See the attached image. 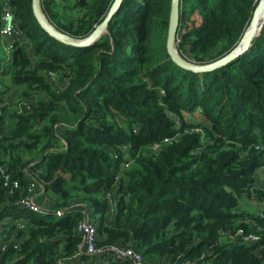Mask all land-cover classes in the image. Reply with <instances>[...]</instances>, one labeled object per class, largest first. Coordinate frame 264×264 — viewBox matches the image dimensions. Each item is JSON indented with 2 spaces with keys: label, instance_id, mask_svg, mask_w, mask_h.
<instances>
[{
  "label": "trees",
  "instance_id": "1",
  "mask_svg": "<svg viewBox=\"0 0 264 264\" xmlns=\"http://www.w3.org/2000/svg\"><path fill=\"white\" fill-rule=\"evenodd\" d=\"M112 1L40 6L55 30L82 40ZM258 1L179 0L177 54L194 65L223 57ZM9 3L22 43L7 53L0 39V79L20 91L0 114V166L20 189L0 181V264H132L110 245L147 264H264V21L244 53L194 74L166 54L169 0H122L85 48L50 38L31 0ZM31 183L50 197L48 214L18 205ZM240 198L255 212H236ZM81 208L101 255L78 250Z\"/></svg>",
  "mask_w": 264,
  "mask_h": 264
},
{
  "label": "built area",
  "instance_id": "2",
  "mask_svg": "<svg viewBox=\"0 0 264 264\" xmlns=\"http://www.w3.org/2000/svg\"><path fill=\"white\" fill-rule=\"evenodd\" d=\"M20 31L16 24L14 11L10 6L9 0H1L0 3V39L2 40V47L7 52L10 53L11 46L15 42L20 41ZM9 40V44L5 45L4 41ZM176 42V40H175ZM4 95L0 94V114L2 113V109L6 108L8 111L13 108L12 101H6L4 103ZM169 139H162L158 145L152 147V150L155 151L160 148V145H165L169 143ZM0 181L3 187L7 188L10 193L13 191L20 189V183L18 181H11L9 175L6 173V170L3 166H0ZM39 189V190H38ZM107 201L109 202V195L105 196ZM18 205L27 211L33 213H41L48 214L51 211L52 202L48 195L41 189L39 184L31 183L28 187L27 195H24L18 201ZM73 207V206H71ZM75 207V206H74ZM80 214V218L76 224L75 230L79 235V244L78 250L81 253H84L87 256H98L102 254V249L95 245V225L94 221L88 216L86 209H78ZM54 216H62L63 213L61 210H54ZM17 227L23 228V223L21 221H17L15 223ZM246 241L254 242L258 239L256 236L247 235L244 237ZM11 240V239H10ZM4 240H0V254L1 251L5 249ZM264 246V243L263 245ZM110 255L116 258L128 259L132 262V264H147L141 255L140 252L132 249L127 246H119V245H110L107 250ZM101 262L104 263L106 258H100ZM79 264H84L80 262Z\"/></svg>",
  "mask_w": 264,
  "mask_h": 264
},
{
  "label": "water",
  "instance_id": "3",
  "mask_svg": "<svg viewBox=\"0 0 264 264\" xmlns=\"http://www.w3.org/2000/svg\"><path fill=\"white\" fill-rule=\"evenodd\" d=\"M121 1L122 0H113L102 21L86 38L82 40L72 39L55 30L43 15L40 6V0H31V9L33 17L35 18L37 24L50 38L65 46L85 48L92 44L103 32L106 31L107 23L117 11ZM263 11L264 0H260L251 13L248 26L240 41L236 44V46H234V48H232L230 52L209 64L194 65L181 58L175 50V36L179 20V0H169V13L165 38L166 54L169 57L170 61L181 70L188 71L194 74L211 72L231 62L247 50L250 41L253 37L256 36L262 22L264 21ZM260 19L262 20L260 21Z\"/></svg>",
  "mask_w": 264,
  "mask_h": 264
},
{
  "label": "rangeland",
  "instance_id": "4",
  "mask_svg": "<svg viewBox=\"0 0 264 264\" xmlns=\"http://www.w3.org/2000/svg\"><path fill=\"white\" fill-rule=\"evenodd\" d=\"M260 1V0H259ZM258 1V2H259ZM257 2V3H258ZM257 5V4H256ZM255 8V7H254ZM1 85L4 86L5 88V92H4V103L6 101H12L13 103L16 102L17 100V96H19V91L16 89V87H14L12 85V83L9 80V77H3V80L0 83ZM11 111V110H10ZM9 111V112H10ZM189 120L192 119V117H187ZM194 122H199L198 117H195ZM249 201V200H248ZM246 199L244 198H240L238 199V205L235 208L236 212H245V213H252L255 212V207L253 203L248 202Z\"/></svg>",
  "mask_w": 264,
  "mask_h": 264
},
{
  "label": "crops",
  "instance_id": "5",
  "mask_svg": "<svg viewBox=\"0 0 264 264\" xmlns=\"http://www.w3.org/2000/svg\"><path fill=\"white\" fill-rule=\"evenodd\" d=\"M0 83H1V79H0ZM4 90L5 91V88L3 85L0 84V91ZM74 263H75V260H74Z\"/></svg>",
  "mask_w": 264,
  "mask_h": 264
},
{
  "label": "bare ground",
  "instance_id": "6",
  "mask_svg": "<svg viewBox=\"0 0 264 264\" xmlns=\"http://www.w3.org/2000/svg\"><path fill=\"white\" fill-rule=\"evenodd\" d=\"M263 18H264V11H263ZM262 19H260V21H261Z\"/></svg>",
  "mask_w": 264,
  "mask_h": 264
}]
</instances>
